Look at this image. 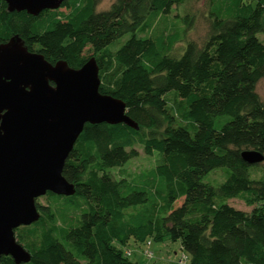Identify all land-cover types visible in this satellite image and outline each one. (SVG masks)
Wrapping results in <instances>:
<instances>
[{"label":"trees","instance_id":"obj_1","mask_svg":"<svg viewBox=\"0 0 264 264\" xmlns=\"http://www.w3.org/2000/svg\"><path fill=\"white\" fill-rule=\"evenodd\" d=\"M190 1L115 0L98 11V0H63L31 15L0 0V45L18 37L74 70L94 59L100 93L123 101L136 124L84 126L63 168L74 194L48 192V205L36 200L40 218L15 230L30 254L22 264H139L125 248L150 239L179 241L190 264H264V160L242 158L264 156V0H208L206 40H187L177 58L170 52L180 37H165V27L158 42L136 36ZM184 21L187 34L195 15ZM220 117L228 119L218 129ZM136 145L153 166L127 173ZM231 199L253 208L235 209ZM0 264L16 263L3 256Z\"/></svg>","mask_w":264,"mask_h":264},{"label":"water","instance_id":"obj_2","mask_svg":"<svg viewBox=\"0 0 264 264\" xmlns=\"http://www.w3.org/2000/svg\"><path fill=\"white\" fill-rule=\"evenodd\" d=\"M5 1L10 12L37 15L59 8L63 0ZM99 89L94 59L74 70L29 52L18 37L0 45V259L29 262L15 230L40 218L36 200L48 192L74 194L63 168L86 124L136 128L125 103ZM242 158L248 164L264 160L253 151Z\"/></svg>","mask_w":264,"mask_h":264},{"label":"rangeland","instance_id":"obj_3","mask_svg":"<svg viewBox=\"0 0 264 264\" xmlns=\"http://www.w3.org/2000/svg\"><path fill=\"white\" fill-rule=\"evenodd\" d=\"M99 5L97 10L103 11L110 8L111 4L115 0H98ZM211 7L210 1H204V0H191L185 7L180 6L178 9L173 8L170 14L163 15L160 17L157 21V27L152 30H146L143 32L141 29H138L136 31L137 37H152L155 41L158 40V37H160V33L158 30L162 29V27H165L166 30L164 32V36L173 37L174 40H177V37H180L177 41V44L174 46L173 52H178V54L171 53V55L177 57H180L186 47L187 40L189 41H197V43L202 44L207 37L208 34V26H209V20L207 18V13L209 11V8ZM185 10V12H184ZM190 13L191 15H195V23L193 25V28L189 33L184 34V29L186 28V22L184 21V17ZM169 23V24H167ZM131 33L126 34L121 40L120 43L125 42L127 39L131 37ZM260 41L264 43V33H259L257 35ZM158 42V41H157ZM159 45V44H158ZM119 46V45H118ZM21 47V45H19ZM169 54V55H170ZM257 92L260 95V97L264 100V78L259 81L257 85ZM170 94L174 95L175 92L172 91ZM177 101V100H176ZM175 101V102H176ZM228 117H220L216 120V128H220L221 125L226 122ZM186 120H180L177 125L186 126ZM190 131H192L190 128H188ZM136 149L139 153L138 157L135 159H132V161L126 165L125 168H123L124 171L127 173H139L144 170H148L153 166L154 158H148L144 155L143 149L140 145H136ZM117 172L118 170H114ZM222 172H217L213 175V178L216 180H221ZM225 180V176L222 179V181L218 182L221 183ZM206 182H208V178L205 179ZM50 195H46L43 197H40L37 201L41 205H48L49 200L48 197ZM183 202V198L179 199L175 202L174 208L180 206ZM228 204H230L232 207L238 210H242L245 212H250L253 207H248L244 203V201L240 199H231L228 201ZM150 244L148 245L147 242L144 244H137L134 241H130L129 245L125 248L127 252H130L129 259L132 262H137L139 264H190L189 257L187 254L182 250L181 243L179 241L173 242L171 240H163V241H157L150 239ZM147 252H151L152 255L148 257L146 254Z\"/></svg>","mask_w":264,"mask_h":264},{"label":"built area","instance_id":"obj_4","mask_svg":"<svg viewBox=\"0 0 264 264\" xmlns=\"http://www.w3.org/2000/svg\"><path fill=\"white\" fill-rule=\"evenodd\" d=\"M149 244H150V243H148V245H149ZM146 254L148 255V257H150V256L152 255L151 252H147ZM127 255L129 256V255H130V252H127Z\"/></svg>","mask_w":264,"mask_h":264}]
</instances>
